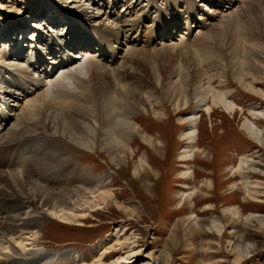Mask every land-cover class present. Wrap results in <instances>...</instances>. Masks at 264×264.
Segmentation results:
<instances>
[{"label": "rangeland", "instance_id": "obj_1", "mask_svg": "<svg viewBox=\"0 0 264 264\" xmlns=\"http://www.w3.org/2000/svg\"><path fill=\"white\" fill-rule=\"evenodd\" d=\"M186 1L178 0L180 15L192 21L193 28L199 23L202 27L192 28L191 34L176 31L177 10L168 8L171 3L158 0L160 10L151 7L149 19L143 17V23L135 27L137 32L131 33L143 42L138 50L147 54L137 52V58L141 57L131 64L128 73L113 76L121 78L122 83L142 87L155 98L130 116L163 142L157 156L147 145L142 149L137 142L132 144L131 164L146 153L153 170L150 179L135 180L131 166L111 165L99 147L92 153L49 136L40 127L29 130L30 135L48 136L50 143L61 147L71 168L80 170L82 178H103L116 193L114 205L135 209L136 214L122 213L112 204L100 206L83 226L44 219L36 242L26 245L25 241L23 247L29 251L43 248L41 254L50 258L46 264H76L63 261L60 254L65 252L82 264H264V228L257 221H264V144L252 138L243 126L247 120L264 131V119L251 114L264 109V0H235L232 4L231 0H211L223 3L225 8L218 9L219 14L210 20L206 14L213 11L211 1ZM40 4L42 9L47 7L41 0H0L2 33L10 26L14 29L19 21L29 24L27 20L36 15L38 19L33 21L56 17L49 13L41 19L40 10L35 11ZM196 5H202L198 11ZM106 7V11H113ZM116 9L121 11L122 4ZM159 13L172 23L170 36L176 35L165 42L170 45L165 56L156 54L158 46L150 43V25ZM190 16L192 19H188ZM32 31L30 28L28 33ZM224 98L234 104L233 110L223 107ZM192 112L198 118L195 160L185 164L179 158L187 144L185 119ZM15 147L17 144H11L7 152L1 149V173L7 170L4 161L10 155L17 156ZM41 158L36 156L32 162ZM16 165L10 170L21 169ZM188 170L193 175L185 180L183 173ZM183 186L195 199L178 205ZM197 221L203 223L196 227ZM117 237L131 239L128 247L103 258L101 254Z\"/></svg>", "mask_w": 264, "mask_h": 264}, {"label": "bare ground", "instance_id": "obj_2", "mask_svg": "<svg viewBox=\"0 0 264 264\" xmlns=\"http://www.w3.org/2000/svg\"><path fill=\"white\" fill-rule=\"evenodd\" d=\"M166 1L171 3L168 8L173 6L174 11L177 10L176 31H190L192 21L184 20L180 15L178 0ZM58 2L60 5L56 6ZM157 2L41 0L42 4L56 9L52 12L56 17H50L46 22L39 19L37 25L32 20L38 19L37 15L27 20L30 21L27 25L26 21H19L18 27L33 29L30 33L26 30L30 37L3 42L7 29L3 33L0 30V48L4 49L0 53V151L7 149V152L11 144H17L15 148H18L16 157L10 155L4 161L6 173L0 172V262L9 260L10 264H46L49 255L41 254L43 248L33 247L29 251L23 247L25 241L26 245L36 242L44 219L83 226L93 213H98L100 206L116 204L112 202H116V193L103 178H82L80 170L71 168L72 164L65 159L66 153L61 147L50 143L48 136L30 135L28 132L31 128L40 127L49 136L70 142L82 150H92V153L99 147L107 154L111 165L131 166L135 180L142 177L150 179L153 170L149 168L151 163L146 153L139 157V162L131 164L134 159L132 144L137 142L142 149L147 145L157 156L163 142L160 136L149 135L130 116L154 97L142 87L122 83L121 78L114 79L113 76L128 73L131 64L147 54L138 50L137 46L143 42L131 37V33L143 23V17H147L151 7L160 10ZM120 4L122 9L118 12L116 7ZM212 4L213 11H207V20L219 14L218 9L223 7L219 1ZM106 6L113 11H106ZM200 6L196 5L195 11ZM39 10L41 4L35 11ZM135 11L140 13L136 14ZM193 11L189 14L192 15ZM145 19H149V16ZM162 21L167 23L166 26ZM152 23L150 32L153 39L150 43L158 46L155 53L162 55L170 49L165 42L173 40L176 35L170 36L172 23L161 13ZM201 27V23L194 26L195 29ZM186 34L189 36V33ZM94 36L95 39H92ZM137 52H140L139 58ZM221 103L226 110L235 107L225 98ZM251 114L264 119V109ZM197 120L194 112L185 119L188 129L184 137L187 144L179 158L185 164L195 160L193 146L198 134ZM243 126L252 138L264 144V131L257 130L255 124L247 120ZM36 156L42 157L41 162H32ZM20 159L24 161L19 162ZM14 165L21 169L10 170L9 167ZM238 173L241 172L238 170ZM192 175L190 170L183 173L185 180ZM245 185L250 186L249 183ZM181 191L182 198L178 205L194 201L189 189L183 186ZM116 208L122 213L135 214V209ZM187 220L191 221L190 218ZM257 221L264 228V221ZM202 223L197 221L196 227ZM130 240L127 237L115 238L101 256L104 258L113 252L120 253L128 247ZM60 256L63 261L82 264L70 253L65 252Z\"/></svg>", "mask_w": 264, "mask_h": 264}]
</instances>
